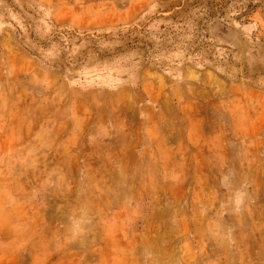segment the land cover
I'll use <instances>...</instances> for the list:
<instances>
[{"label": "rangeland", "instance_id": "374dc122", "mask_svg": "<svg viewBox=\"0 0 264 264\" xmlns=\"http://www.w3.org/2000/svg\"><path fill=\"white\" fill-rule=\"evenodd\" d=\"M0 264H264V0H0Z\"/></svg>", "mask_w": 264, "mask_h": 264}]
</instances>
